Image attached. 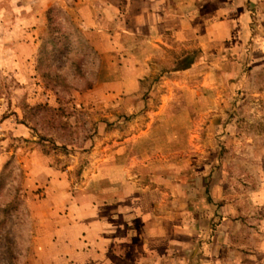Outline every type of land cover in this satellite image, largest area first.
I'll use <instances>...</instances> for the list:
<instances>
[{
  "label": "rangeland",
  "instance_id": "1",
  "mask_svg": "<svg viewBox=\"0 0 264 264\" xmlns=\"http://www.w3.org/2000/svg\"><path fill=\"white\" fill-rule=\"evenodd\" d=\"M256 2L253 41L210 48L183 73L200 52L154 49L145 61L139 37L122 31L120 2L103 23L105 0H0V264H43L46 235L70 209L123 180L108 175L112 164L131 165L125 180L141 185L221 169L218 195L264 234V0ZM92 10L99 18L84 22Z\"/></svg>",
  "mask_w": 264,
  "mask_h": 264
},
{
  "label": "crops",
  "instance_id": "2",
  "mask_svg": "<svg viewBox=\"0 0 264 264\" xmlns=\"http://www.w3.org/2000/svg\"><path fill=\"white\" fill-rule=\"evenodd\" d=\"M105 1L100 20L113 22L122 3V31L139 37L145 61L154 49L200 52L178 70L183 73L195 62L205 63L210 48L242 47L247 34L253 41L259 26L252 21L256 0ZM90 13L84 22L99 18ZM131 167L106 168L108 175H124L123 180L105 196H90L70 209L64 224L46 235L43 264H264V234L258 226L249 228L238 205L217 193L221 169L194 175L192 181L154 177L141 185L125 180ZM146 171L159 174L155 168ZM136 173L143 174V168ZM244 254L261 259L243 262Z\"/></svg>",
  "mask_w": 264,
  "mask_h": 264
}]
</instances>
